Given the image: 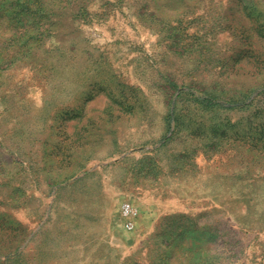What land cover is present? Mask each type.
<instances>
[{
    "label": "rangeland",
    "instance_id": "rangeland-1",
    "mask_svg": "<svg viewBox=\"0 0 264 264\" xmlns=\"http://www.w3.org/2000/svg\"><path fill=\"white\" fill-rule=\"evenodd\" d=\"M0 264H264V0H0Z\"/></svg>",
    "mask_w": 264,
    "mask_h": 264
},
{
    "label": "built area",
    "instance_id": "built-area-1",
    "mask_svg": "<svg viewBox=\"0 0 264 264\" xmlns=\"http://www.w3.org/2000/svg\"><path fill=\"white\" fill-rule=\"evenodd\" d=\"M120 215L126 220L125 227L128 229L132 228V219L134 217V212L132 211L129 204H123L120 209Z\"/></svg>",
    "mask_w": 264,
    "mask_h": 264
}]
</instances>
